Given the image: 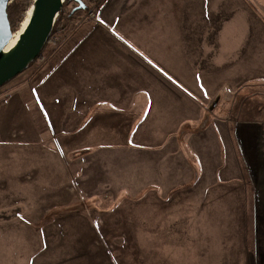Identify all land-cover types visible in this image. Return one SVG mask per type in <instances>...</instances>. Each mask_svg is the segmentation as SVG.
<instances>
[{
    "label": "crops",
    "instance_id": "obj_1",
    "mask_svg": "<svg viewBox=\"0 0 264 264\" xmlns=\"http://www.w3.org/2000/svg\"><path fill=\"white\" fill-rule=\"evenodd\" d=\"M257 7L264 0H111L96 13L99 25L34 87L33 106L21 93L0 105V264L15 262L10 246L18 255L42 209L74 203V184L90 170L97 195L113 181L135 184L115 188L113 199L145 190L162 197L144 221L161 233L157 245L176 250L171 264H258L259 252L264 259V159L253 244L241 180L250 162L242 152L256 150V140L245 134L244 149L236 138L240 166L225 144L233 143L230 128L198 126L207 107L211 119L212 105L223 103L222 89L264 82ZM70 152L86 153L80 166L66 162ZM76 221L68 229L88 230Z\"/></svg>",
    "mask_w": 264,
    "mask_h": 264
},
{
    "label": "rangeland",
    "instance_id": "obj_2",
    "mask_svg": "<svg viewBox=\"0 0 264 264\" xmlns=\"http://www.w3.org/2000/svg\"><path fill=\"white\" fill-rule=\"evenodd\" d=\"M35 1L10 0V5L21 3L22 7V20L19 19L15 23L16 31L14 32L20 30L23 24L28 21L29 11ZM85 1L88 9L80 10L72 19H67L68 14L77 7V4L75 2L68 3L63 8L64 18L60 21L57 33L42 56L21 75L0 88V105L4 104L11 95L21 93L25 102L27 104L31 103V106H33L34 87L42 79L49 76L50 72L60 65L73 52V49L78 47L83 39L99 25L96 13L101 10L103 12L105 6L111 0ZM257 9L264 14L263 9L260 7H257ZM155 74L159 76L158 72H155ZM250 84L237 88L233 87L231 93H226L222 89L219 94L225 96L223 97V103L212 105L210 110L213 112L209 113L211 119L207 117V107L198 126L206 127L210 125L211 120H214L213 123L217 124L216 126L230 128L233 143L226 140L225 144L229 151V157L233 154V158L237 159L240 166L243 162L236 138H240L244 149H248L245 134H251L250 138H252L253 143L256 140V150L253 149V152H242V148L239 147L244 154V158L250 161L248 163L249 172L247 168L243 167L244 175L242 174L241 180L243 182H241L246 185L249 196L247 224L249 241L253 244L255 230L257 234L258 229L257 225L254 224V211L251 207L250 196L254 181H258L259 162L264 159V82L257 80ZM177 88L173 87L178 91ZM35 116L37 117L38 130L43 133L45 127L42 126L45 125V120L40 119L36 110ZM199 127L196 130H199ZM186 130L188 131L189 128L186 127ZM225 138L228 139L227 135ZM43 141L50 144L53 141V136L47 134ZM42 146L45 147L46 145ZM70 153L69 156L65 157L66 162L69 157L71 161L80 166L79 159L86 153ZM68 163L70 164V161ZM70 169L73 174L78 173L77 176L81 173V170L77 167L71 166ZM85 175L86 181L76 178L77 181L74 185L78 188L73 204L42 209L41 214L36 215L39 220L31 222L28 225L29 229L25 230L24 242L20 243L19 246L15 245L17 251L19 250L18 255H15L13 251L15 247L10 246L11 258L15 259L12 264H17L16 261L20 255H24V264H103L108 262L109 259L114 261L112 264H162L164 261L167 262L166 264H171L174 262L176 250L162 248L157 245V237H160L159 234L161 233L150 230L149 228L152 225L146 224V221H144V219L150 217L149 213L152 206L149 207V204L154 205L152 201H155L154 206L157 207V203L162 202V197L151 200V197H146L150 190H145L139 194L140 197L136 196L137 198L113 199L112 195L116 194L117 191L119 192V188L123 187L131 190L132 187H135V184L115 183L113 181L104 185V189L111 191L100 192L97 195L98 192L92 190L93 180H89L93 179L94 171H87ZM115 188H117V191L114 190ZM149 201L150 203H148ZM63 202L65 203V200ZM117 207L119 209L115 211ZM76 218L80 222L87 221V231L68 229L69 226L77 224ZM156 223L158 222L154 221V224ZM14 232L17 233V231ZM12 233L13 231H10V234ZM259 237L262 238V235L260 234ZM31 239H36V242L31 241ZM151 240L155 242L154 245L150 243ZM82 241H87L88 244L85 246ZM252 248L254 249L253 246ZM257 261L258 264H264L260 252Z\"/></svg>",
    "mask_w": 264,
    "mask_h": 264
},
{
    "label": "water",
    "instance_id": "obj_3",
    "mask_svg": "<svg viewBox=\"0 0 264 264\" xmlns=\"http://www.w3.org/2000/svg\"><path fill=\"white\" fill-rule=\"evenodd\" d=\"M66 0H36L31 17L17 44L6 51L13 38L8 8L10 0H0V88L26 71L44 50ZM73 12L86 10L82 0Z\"/></svg>",
    "mask_w": 264,
    "mask_h": 264
},
{
    "label": "trees",
    "instance_id": "obj_4",
    "mask_svg": "<svg viewBox=\"0 0 264 264\" xmlns=\"http://www.w3.org/2000/svg\"><path fill=\"white\" fill-rule=\"evenodd\" d=\"M85 5L87 6L86 4V1L85 0H82ZM74 2L73 0H66L65 3H64V7L68 4V3H72ZM78 6V5H77ZM21 3H17L15 5H10L9 8H8V14H9V19H10V22H11V25H12V30L13 32L16 31L15 30V23L19 21V19H21V15H22V9H21ZM88 9V7L86 8V10ZM82 11V10H81ZM79 11H75L73 12L70 11V13L68 14V18L67 19H72ZM64 18V11L62 10L59 17L57 18L56 20V23H55V26H54V29L52 31V34L44 48V50L42 51L40 57L42 56V54L44 53V51L46 50L47 46L51 43L52 41V38L54 37V35L57 33V30H58V26H60V21ZM22 20V19H21ZM23 21H24V18H23ZM21 22V21H20ZM39 57V58H40ZM38 58V59H39ZM37 59V60H38ZM36 60V61H37ZM35 61V62H36ZM34 62V63H35ZM33 65V63L29 66V68ZM7 85V84H6ZM204 128V127H202ZM248 172H249V168H247ZM251 196H252V199H251ZM251 196H250V201H251V207L254 211V224L255 226L257 225L258 223V216H257V211H256V208H257V201H258V198H257V182L254 181L253 183V187L251 188Z\"/></svg>",
    "mask_w": 264,
    "mask_h": 264
},
{
    "label": "bare ground",
    "instance_id": "obj_5",
    "mask_svg": "<svg viewBox=\"0 0 264 264\" xmlns=\"http://www.w3.org/2000/svg\"><path fill=\"white\" fill-rule=\"evenodd\" d=\"M32 10H33V7H32V8L30 9V11H29V16H28V18H27L28 21H26V22L23 24L22 28H21L20 30H18L17 32H13L14 35H13V38H12V40H11L9 46H8L7 49H6L7 52L10 51V50H11V49L17 44V42H18V40H19V38H20V35L22 34V32L25 30L26 26L28 25L29 19H30L31 14H32Z\"/></svg>",
    "mask_w": 264,
    "mask_h": 264
}]
</instances>
